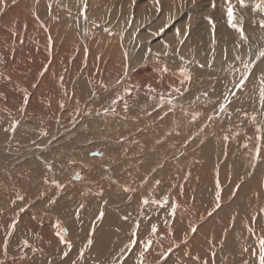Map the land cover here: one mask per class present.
<instances>
[{
  "label": "bare ground",
  "instance_id": "6f19581e",
  "mask_svg": "<svg viewBox=\"0 0 264 264\" xmlns=\"http://www.w3.org/2000/svg\"><path fill=\"white\" fill-rule=\"evenodd\" d=\"M115 1L0 0V264H258L264 29Z\"/></svg>",
  "mask_w": 264,
  "mask_h": 264
},
{
  "label": "rangeland",
  "instance_id": "374dc122",
  "mask_svg": "<svg viewBox=\"0 0 264 264\" xmlns=\"http://www.w3.org/2000/svg\"><path fill=\"white\" fill-rule=\"evenodd\" d=\"M94 2H95V4L91 7V9H89V15H91V16H97V18H101V19H103V17L104 18H106L107 17V15H108V18H109V11H111L110 9H111V6H109L110 4V2H111V5H112V2H114L115 0H109V1H107V0H104V2H103V0H93ZM195 0H192V3L194 2ZM213 0H205L204 1V3H206V4H208L209 2H212ZM245 1V0H244ZM254 1V0H253ZM257 1V2H256ZM261 1V3L263 4V6H264V0H260ZM74 2H75V0H73V1H70V0H68V2H67V4H70V3H73V5H74ZM145 2H147V0H145ZM108 3V4H107ZM115 3H116V1H115ZM236 3H237V5H236ZM255 3H257V4H259V0H255ZM191 4V3H190ZM231 4H232V6H233V8H234V17H235V19H234V22L235 23H237L239 26H242V28L245 30V32L244 33H246V29H248V30H251V32L253 33H259V32H261L263 29H264V27H257V28H253V27H250L249 25L250 24H252L253 22H259L260 20H263L264 18H262V17H264V14L262 13V12H259V13H257V9H255V8H253V7H249V5L248 4H246L245 2H244V4H241L240 3V0L238 1V0H232V2H231ZM103 5V6H102ZM248 7H247V6ZM101 6V7H100ZM225 6V7H224ZM105 7H106V9H105ZM109 7H110V9H109ZM218 7V8H217ZM217 7H213V6H210L209 8L207 7V9H205L206 10V12H207V10H208V12L206 13V14H208V15H213V17L214 18H217L218 20H220V25H215V27L213 28V24L212 23H209V24H211L212 25V28H211V35H217V34H221V33H223V32H226V23H225V25L224 26H222L223 27V31H219V27L221 26V25H223V23H224V21L222 20V19H226L227 20V7H228V3H227V0H224V1H221V3L217 6ZM246 7V8H245ZM101 10H100V9ZM104 8V9H103ZM217 8V9H216ZM220 8H222L224 11H221L222 9H220ZM237 8V9H236ZM241 8V9H240ZM246 10H245V9ZM251 8V9H250ZM215 9V10H214ZM250 9V10H249ZM252 9H255V11L254 10H252ZM103 10V11H102ZM106 10V11H105ZM249 10V11H248ZM252 10V11H251ZM257 10V11H256ZM97 12V14L96 15H94V12ZM108 11V12H107ZM217 11V12H216ZM248 11V12H247ZM38 12H40V10H38ZM58 12L59 13H63L62 12V9H59L58 10ZM223 12L225 13V14H223ZM237 12V13H236ZM240 12V13H239ZM248 13H249V15H252V16H248ZM257 13V14H256ZM205 14V15H206ZM218 14V15H217ZM241 14V15H240ZM239 15H240V17H239ZM260 15V16H259ZM202 16H204V15H202ZM238 16V17H237ZM245 18H244V17ZM255 17H257L258 19H256ZM260 17H261V19H260ZM219 18H221V19H219ZM238 18V19H237ZM246 18H247V20H246ZM250 18V19H249ZM217 19H215V20H217ZM225 20V21H226ZM240 20V21H239ZM243 22H242V21ZM259 20V21H258ZM100 21V23H101V26L103 25L102 24V22H101V20H99ZM214 22V21H213ZM223 22V23H222ZM239 22V23H238ZM248 22V23H247ZM129 26H131V23H129ZM246 27V28H245ZM104 28H106L107 30H112V27H110L109 25H105L104 26ZM163 29V31L162 32H166L167 31V29L166 28H162ZM256 29V30H255ZM172 30H173V32L176 34V35H178L179 34V28H178V26H175V27H172ZM186 31H185V33L183 34V39H186L187 37H188V35H190V31L189 30H187V29H185ZM207 30V28L205 27V28H203V29H201V30H199V31H197V33H196V35H195V37H196V39H197V37L199 36V35H201V34H210V32H207L206 31ZM122 33H124L125 35H126V33L125 32H122ZM224 35L226 34V35H229L228 33H223ZM223 34H221V35H223ZM155 37L156 36H158V35H154ZM246 79V81H247V78H245ZM91 155H93L92 153H91ZM48 165H52V164H48ZM52 169V168H51ZM21 260H24V259H22L21 258ZM19 264V263H18Z\"/></svg>",
  "mask_w": 264,
  "mask_h": 264
},
{
  "label": "snow or ice",
  "instance_id": "6c2138e0",
  "mask_svg": "<svg viewBox=\"0 0 264 264\" xmlns=\"http://www.w3.org/2000/svg\"><path fill=\"white\" fill-rule=\"evenodd\" d=\"M227 3H228V7H227V22L228 24L233 28V29H239L240 31V34L242 37H245V33L243 31V28H241L237 23L234 22V8L231 4V0H227ZM240 3L241 4H244V0H240ZM259 7V5L257 6ZM210 20V18H209ZM211 22V20H210ZM213 23V28L215 27V24L214 22ZM260 24L262 27H264V20H261L260 21ZM161 31H163V29H161ZM260 56L264 57V51H262L260 53ZM240 86L242 87L243 86V81L240 82ZM176 91L178 92L179 89H176ZM261 96H264V90L261 91ZM26 102V101H25ZM261 105H264V99H262L260 101ZM125 108H127V104L124 105ZM253 119H255V117H253ZM257 151V157L259 156V149L256 150ZM76 178L79 179L80 178V174L77 173L76 174ZM53 184L56 185V187L58 188H61L63 187V185H61L59 183V181H56V180H53L52 181ZM157 184L159 183V181L156 182ZM18 199H23V197H18ZM165 199H167V197H165ZM157 203H159L158 201H156ZM50 203H54V201H50ZM144 203L147 204L148 203V200L145 199L144 200ZM80 207L82 208L83 207V204L80 205ZM217 207H219V205H217ZM173 214H175V208H173ZM104 215L103 212H100V217H102ZM125 219H127V217H125ZM12 227L15 228V223L12 224ZM137 227H139V222H137ZM191 231L195 232L196 229L195 228H192ZM66 232V230H65ZM151 232L152 233H155L157 232V226L156 225H152L151 226ZM56 235L58 236L59 240H60V243L62 244H65L66 246L70 247V242L67 241L65 239V236L61 234V232L57 231L56 232ZM28 242L25 241V244H27ZM92 241L89 240L88 241V244H91ZM131 243L133 245H135L136 241H131ZM153 244V241L151 239H148L145 243H144V246H143V250L139 253V256L141 258H144L145 257V254L149 251V248L151 247V245ZM259 251L258 253L254 254V255H257L258 256V264H264V239H261L260 242H259ZM129 251H131V249H129ZM173 249L171 247H169L167 250H165L164 252L161 253V256L162 258L167 261L169 255L172 253ZM65 255H67V253H64ZM214 255V254H213ZM81 256H83V252L81 253ZM142 264V262H141ZM204 264H207V262H204Z\"/></svg>",
  "mask_w": 264,
  "mask_h": 264
}]
</instances>
